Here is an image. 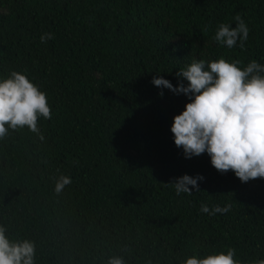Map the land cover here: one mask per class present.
Here are the masks:
<instances>
[{"label":"trees","instance_id":"trees-1","mask_svg":"<svg viewBox=\"0 0 264 264\" xmlns=\"http://www.w3.org/2000/svg\"><path fill=\"white\" fill-rule=\"evenodd\" d=\"M237 14L249 37L228 49L213 37ZM221 57L264 65V0H0V80L26 74L51 108L43 140L27 126L0 139L8 238L34 241V264H183L228 248L242 264L264 259V178L185 158L171 127L190 101L152 83L178 86L193 58ZM185 174L204 177L199 192L166 185ZM60 175L72 183L57 195Z\"/></svg>","mask_w":264,"mask_h":264},{"label":"clouds","instance_id":"clouds-1","mask_svg":"<svg viewBox=\"0 0 264 264\" xmlns=\"http://www.w3.org/2000/svg\"><path fill=\"white\" fill-rule=\"evenodd\" d=\"M235 27L220 23L214 40L221 46L232 49L244 48L250 29L240 14L234 17ZM41 43L54 39L53 33H44ZM239 59L231 62L221 57L206 62L191 60L185 68L176 72L180 78L178 86L163 76H154L152 83L174 94H184L189 101L185 110L174 117L171 132L174 143L182 147L185 158L200 156L205 152L211 163L222 174L233 171L241 182L264 178V65L252 60L241 69ZM184 81H187L185 85ZM163 91L160 95L163 96ZM51 119V108L46 93L30 81L26 74L12 71L0 80V139L9 129L19 130L25 126L41 140L43 134L38 127V118ZM7 125V127H6ZM196 177L187 174L166 184L175 188L176 194H192V188L200 191ZM72 183L70 176L60 175L55 182V193L61 194ZM189 186H192L191 188ZM231 205L209 208L201 204L200 211L209 215L227 213ZM7 228L0 225V264H34L36 245L31 240L12 241L6 235ZM107 264H126L123 257L113 256ZM151 264V261H149ZM183 264H242L236 259V250L206 255L191 256ZM264 264V259L251 261Z\"/></svg>","mask_w":264,"mask_h":264}]
</instances>
